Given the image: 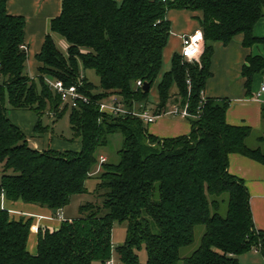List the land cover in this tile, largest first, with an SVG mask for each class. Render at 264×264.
<instances>
[{"label": "trees", "instance_id": "16d2710c", "mask_svg": "<svg viewBox=\"0 0 264 264\" xmlns=\"http://www.w3.org/2000/svg\"><path fill=\"white\" fill-rule=\"evenodd\" d=\"M7 2L0 0V264H109L115 223L127 224L126 239L116 247L124 264H142L143 246L145 264H240L245 252L264 255V231L255 226L249 189L229 171L232 153L264 164V130L230 124L227 98L203 100L215 43L241 34L245 47L264 44V36L254 33L264 0H62L37 55L36 77L27 70V19L10 13ZM171 9L201 12L205 43L199 61L175 53L156 84L159 101L152 112L188 104L193 115L187 118L190 133L160 137L141 118L101 111L100 103L114 96L128 109L149 108L171 35ZM55 34L66 41V52ZM89 70L99 84L88 78ZM257 73L264 74V56L250 54L242 70L248 93ZM46 77L80 84L89 102L63 103ZM139 80L150 82V90L137 86ZM9 110L33 111L35 132L52 136L44 119L56 122L69 112L72 135L66 139L79 140L81 149L35 147ZM119 137L116 157L101 162ZM90 178L102 201L81 205V216L63 218L58 228L40 227L31 252L34 217L13 216L2 195L56 209L58 216L73 195L88 191ZM199 225L205 227L201 243L183 258L181 250L194 243Z\"/></svg>", "mask_w": 264, "mask_h": 264}, {"label": "crops", "instance_id": "0c3cea01", "mask_svg": "<svg viewBox=\"0 0 264 264\" xmlns=\"http://www.w3.org/2000/svg\"><path fill=\"white\" fill-rule=\"evenodd\" d=\"M7 8L10 13L24 15L27 19L25 31V42L28 45L27 70L31 77H36L40 66L37 55L40 53L50 31L51 20L62 11V0H8ZM167 16L171 21V35L163 52V68L158 77L159 80L163 73L171 67L173 55L180 52L182 35L191 33L200 27L198 17L201 16V12L171 9ZM254 33L257 36H264V17L255 24ZM59 41L57 42L58 46L66 52L67 43H64L63 40ZM176 42L179 45L177 48L173 46ZM250 54L264 56V44L257 43L252 47H245L241 34L235 36L228 44L215 43L211 64L212 76L207 80L204 93L209 97H222L230 100L226 114V119L230 124L248 125L255 130L263 131L264 92L261 91V87L264 85V74L257 73L253 76L250 93L247 92L246 78L242 74L243 65ZM259 93L260 95H258ZM150 101L155 106L158 103L156 90L154 96H150ZM8 116L21 128L35 147L42 150L54 147L52 143L54 138L49 132H35L38 118L35 113L33 114V111L9 110ZM22 124L29 125L31 130L25 131ZM190 131V122L163 119L155 131L150 132L160 137H168L188 134ZM80 149L81 143L79 147H75L72 143L65 142V149L63 150L78 151ZM229 171L244 180L250 192V204L255 226L264 231V164L245 155L232 153L229 156ZM1 200L3 207L8 209L16 218L22 215L34 217L28 242V248L31 252L37 250L40 227L42 229H55L62 222V219L48 208L25 203L21 200L11 201L4 194ZM63 218L73 217L63 216ZM254 251L252 256L256 264H264V255L258 250ZM240 258L241 256H239L240 264L241 262L244 264V260L241 261Z\"/></svg>", "mask_w": 264, "mask_h": 264}, {"label": "rangeland", "instance_id": "374dc122", "mask_svg": "<svg viewBox=\"0 0 264 264\" xmlns=\"http://www.w3.org/2000/svg\"><path fill=\"white\" fill-rule=\"evenodd\" d=\"M55 40L57 42H58V40H60V41L63 40L64 43H66V41L58 34H55ZM173 46L177 48L179 45L176 42V43H174ZM86 74L92 82H94L95 84H99V77L96 75V73L93 70L87 71ZM0 81H1V77H0ZM158 81H159V79L156 80V83L154 84V86L151 90V93H150L151 97L154 96V93L156 90L155 87H156V84ZM106 101L109 103L110 98H107ZM154 106L155 105L153 104V102H150L149 108H148L149 112H151L153 110ZM30 114H32V113H30ZM33 114H34V112H33ZM163 119H171V120L173 119V120H178V121H182V122H189V120L186 118H182V117H178V116H172V115H164L161 118H158L155 122L150 123L148 125L150 131L151 132L155 131V129L158 127V125L160 124V122ZM17 122H19V121L17 120ZM44 122H45L44 124L51 126V128H52L51 132L54 134V136H53L54 141H52V143L54 144V147L51 145L52 148H55L58 150L59 149L60 150L65 149V142H70L66 138H70L72 135L70 120H69V112L64 114V116L59 118L56 122H53L52 119H50V118H45ZM23 124H25V123H23ZM23 124H22V126H23L25 131L31 130L28 127L29 125L26 126ZM36 139H33V140H36ZM39 141H40V139H39ZM70 143H72V145H74L75 147H79V145H80L79 140H74V141H71ZM120 146H121V138L120 137L119 138H113L110 146L107 149H105V151L102 152L103 153L102 156L105 159H107V158L108 159H114L116 157V151H117V149H119ZM0 177H1V171H0ZM96 182L97 181L95 178H90L89 180H87L86 185H87L88 191L86 193H80V194L73 195L70 203L64 209L61 210V214L65 217L75 218V217L81 216V210H80L81 205H84L88 202H100V201H102V199L98 195H96V193H94V189L96 187ZM204 231H205L204 226L199 225L196 227L194 243L187 246V247H184L181 250V254H182L183 258L191 255L193 253V251L198 248V246L201 243V239H202ZM126 234H127V224L126 223H115L114 224L113 237H112L113 245H114V258H113L114 261L112 264H124L119 259V255L117 253L116 247H118L119 245L124 243V241L126 239ZM254 250L255 249H253L249 252H245L242 255H240L241 256L240 259H241V261H242V259L244 260V264H256V262L252 256L253 253L255 252ZM138 253L140 256V262L142 264H145L147 262V251H146L145 246H143V248ZM241 264H243V262H241Z\"/></svg>", "mask_w": 264, "mask_h": 264}, {"label": "built area", "instance_id": "2783aa9c", "mask_svg": "<svg viewBox=\"0 0 264 264\" xmlns=\"http://www.w3.org/2000/svg\"><path fill=\"white\" fill-rule=\"evenodd\" d=\"M182 46L180 54L183 60L189 62L199 61L200 56L203 52V46L205 43V35L202 28H197L191 33L183 34L182 37ZM23 48H27L25 45ZM46 81L49 84L50 88L56 91L61 95L63 103H67L71 106H77L80 101L89 102V98L79 90L80 84H73L66 86L62 80L46 77ZM189 85L191 80L188 79ZM144 83L139 80L137 86L142 87ZM261 91L264 92V85L261 87ZM260 95V93L258 94ZM205 93L203 94V100H205ZM101 111H107L109 113L117 115H130L133 117L141 118L147 124L155 122L158 118H161L164 115L178 116L182 118L192 117L193 115L189 111V106H180L178 104H172L167 109L163 110L160 113L149 112V109H128L124 106L121 101H118L116 97H111L109 103L104 100L100 103ZM106 159L101 156L100 161L103 162ZM60 219H63L61 213L58 214ZM257 250V249H255ZM109 264L113 263V260L108 261Z\"/></svg>", "mask_w": 264, "mask_h": 264}, {"label": "water", "instance_id": "95a60500", "mask_svg": "<svg viewBox=\"0 0 264 264\" xmlns=\"http://www.w3.org/2000/svg\"><path fill=\"white\" fill-rule=\"evenodd\" d=\"M150 88H151V83H150V82H146V83H144V85H143V89H144L145 91L150 90ZM53 213H57V210L54 209V210H53Z\"/></svg>", "mask_w": 264, "mask_h": 264}]
</instances>
